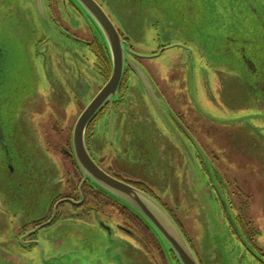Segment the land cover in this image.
Instances as JSON below:
<instances>
[{"label":"flooded vegetation","instance_id":"1","mask_svg":"<svg viewBox=\"0 0 264 264\" xmlns=\"http://www.w3.org/2000/svg\"><path fill=\"white\" fill-rule=\"evenodd\" d=\"M20 1L24 0H0V264H170L167 254L146 224L134 212L95 189L90 181H84L74 161L71 139L73 128L113 75L104 34L97 22L86 11L79 10L71 0H32L43 15L41 17L38 14L40 28L45 36L37 38L34 32L29 34L23 10L17 11ZM96 1L106 11L122 40L126 41L127 49L131 53L135 52L130 36L119 26L125 20V25L131 28L135 18H139L136 17V10L132 11L128 6L132 3L131 8L136 7V0H103L102 5ZM157 2L169 4L168 17L176 19L182 16L186 26L198 22L197 18L200 16L201 25L205 29L211 27L216 30V34L203 31L208 38L217 37L221 33L218 43L206 48L210 55H218L221 60L226 59L234 64V71L237 72L234 75L236 87L227 88L228 80L226 76H222L219 77L221 81L215 84L217 93L210 92L207 87H203V77L199 76V88L186 93L185 99L193 107L190 112L187 111L185 102L177 107L178 110L175 109L172 100L167 99L168 95L161 93L167 105L160 107L168 111L167 120L177 112L182 113L181 111L187 116L182 113L181 124L172 123L168 126L162 123L152 105H132L136 102L135 99H125L133 96L129 81L135 76L130 63L126 61L116 97L111 96V100L101 107L86 127V147L89 152L101 154V163L108 160V149L117 151L120 165L119 156L129 157L130 145L135 138L134 127L131 125L137 122L143 138L137 144L139 148L136 157L147 154L149 160L145 164L150 166L152 178H142L135 174L129 177L121 170L118 172L114 160L104 171L116 180L158 200L176 220L193 252L195 247L179 219L180 210L176 201L174 199L173 204L169 203L164 198L163 191L173 190V187L180 193L187 190L190 198L199 199L197 201L202 208L207 209L208 205L218 206L222 226L229 230L231 239L241 249L236 261L264 264V251L256 244L260 231L255 227L254 214L250 211L252 198L250 192L244 189L248 181H229L220 170L207 166L203 155L205 152L216 157V160L219 159L215 155V140L218 136L224 142L237 140L242 146L240 151L244 154L259 156L260 169L264 174V0ZM117 6L124 7L127 14L121 15L113 10ZM85 21L89 22V27L93 24L97 28L100 39L92 36V28L88 27L90 36L86 33L88 38L80 40L66 24L72 22L73 26H77V22ZM67 42L72 44L65 45ZM194 42L198 43L196 40ZM11 46L16 51L26 50L29 66H33L35 75L36 70L37 74L38 71L43 74L45 80L40 83L39 98L50 103L47 108L55 111L53 115L45 118L39 106H32L35 99L29 101L31 96L25 98L27 94L17 105H10L7 109L3 106L4 98L15 97L21 88H24L23 91L29 88L28 85L20 87L21 81H18V74L13 67L6 68L13 61L9 56ZM160 48V51H165L167 47ZM200 52V57L210 62L205 57L207 51ZM72 58L75 59V64L68 65ZM83 66L87 73L95 74L101 80L99 90L94 97L89 96L86 103L81 102V99L91 92L89 85L82 83L80 69ZM209 66L215 65L211 63ZM228 69V72L232 70L230 66ZM148 72L158 87L152 73ZM20 74L23 79L28 77L27 68ZM141 86L143 91L139 93L140 96L150 95V84L148 83L147 89L143 83ZM223 92L232 95L228 100L230 108L217 101L219 97L222 100ZM155 96L158 98L160 93ZM244 96L245 101L242 99ZM198 98L209 101V115L199 111L201 102ZM181 106L186 110L180 109ZM114 108L118 109L117 123L119 121L120 130L118 133L115 131L113 122L110 138L103 134L102 126L107 117L111 120L110 114ZM195 111L197 117H191L189 113ZM161 114L165 115L163 110ZM153 116H157L162 122L154 121ZM71 118L74 119L73 125ZM186 118L191 124L195 123L194 131H190L191 125L186 124ZM197 118L201 119L200 122ZM27 129H31L34 135L28 136ZM230 133L234 136L231 140ZM173 138L176 153L173 149L170 150L167 143ZM164 139L167 141L163 143ZM40 147L50 165L41 158ZM153 150L157 151V159L151 157ZM52 155H56L57 160L54 161ZM160 161L165 166L155 176ZM191 165L198 168L194 175L201 177V190L198 193L189 177L193 174ZM35 168L40 170L42 179H39L40 174L34 171ZM17 171L25 174L24 179L19 178ZM40 180L44 183L43 189L35 182ZM159 193L163 195L160 196ZM206 219L211 222L210 217L207 216ZM123 235L135 237L138 243L132 247L133 253L129 257L131 262H127L125 243H121L123 255L111 253L113 238ZM204 241L202 251L207 262L195 252L199 262L223 264L217 256L218 240L211 237ZM237 247L233 250L239 253ZM35 257L41 258V261L37 262ZM171 259L173 264H180L176 263L174 254Z\"/></svg>","mask_w":264,"mask_h":264},{"label":"rangeland","instance_id":"2","mask_svg":"<svg viewBox=\"0 0 264 264\" xmlns=\"http://www.w3.org/2000/svg\"><path fill=\"white\" fill-rule=\"evenodd\" d=\"M98 1L101 5L103 4V0ZM135 3L136 7L131 8L132 3H130L128 5L129 9L132 11L136 10V14L138 15L136 17H139L141 19L135 18L134 22H132L134 25H132L131 28L125 25L127 24L125 20L124 22L121 21L120 24L122 26H119L127 33L128 36H130L132 41L131 45L133 47V50L135 51L131 53L132 64L130 63L135 76L130 78L129 81V83H131V94L133 96L125 98L135 99L136 102H133L132 105H152L155 109L156 114L161 117L163 122L159 120L157 116H153V120L156 122L161 121L165 125L171 126L172 123L181 124L183 118L182 113L184 116H186V113L183 111H181L182 113L177 112V115L175 114V116H171V118L167 120L166 118L168 117V111L160 107L164 104L167 105L166 100L164 99V96H159L158 98L160 99H158L155 96L157 95L156 91L160 94H167V99L172 100V103H174L175 105V109H177L180 104H183L182 102H185L187 111L190 112L193 110V107L191 108L189 102L185 99V97L187 91L191 92L199 88V76L203 77V79H201L203 87H207L209 91L211 90L210 92L213 91L217 93V90H215L217 89L215 87V84L221 81L219 77L222 76H226L228 80L226 83L227 88L236 87V79L234 75L237 72L234 71V64L226 59L221 60L218 55H210L208 52V48H206L210 46V44L218 43V38L221 37V33L217 37L214 36L213 38H208L206 33L203 31H208L216 34V30L211 27H209V29H205L201 25L202 23L200 16H198L197 18L198 22L188 26H186L185 19L182 16H178L179 18L176 19L168 17L167 10L170 9V7L169 4H166L165 2L158 3L157 0L155 2L152 0H136ZM21 9L23 10V13H25L24 18H26L28 22L27 28H29V34L34 32L35 34H37V38H39L40 35L42 37L45 36L42 33V29L40 28L41 23L39 21V16L42 17L43 15L42 13H40L39 6H35L32 0H24L19 2V9L17 11ZM107 10L111 15H113L111 10ZM113 10H115L117 13H120L121 15H123V13L127 14L126 9H124V7L122 8L121 6L113 7ZM197 23L199 24L197 25ZM66 24L77 34L78 39L88 38L86 33H88V35L90 36L89 32L87 31L90 25L89 22H77V26H73L72 22H66ZM90 27L92 28V36L100 39L101 35L97 28L93 24ZM62 40L66 41L64 39ZM194 40H196L198 43H195ZM71 44L72 43L67 42L65 45L70 46ZM160 46H166L167 48L165 49V51L162 50L164 51L162 52L160 51ZM204 50L207 51L205 57L209 59L210 62H206L204 61V59H202V57H200V51ZM155 54L157 55L154 56ZM211 63H213L215 66H209V64ZM72 64H75L74 58L70 59V61L68 62V65ZM21 65H23V63H21L20 61L14 63V66L18 68V71H21L22 73V71H25V66ZM229 66L230 68H232L230 72L227 71L229 70ZM148 71L152 73L155 81L158 83V87ZM27 72L28 77L24 79L21 77L20 85V87L27 85L29 87L25 88L27 89V95L25 96V98L31 96V99L29 101L35 99L32 106H39L45 118L53 115L55 111L47 108V105H50V103L47 100H43V98H39V95L41 94L40 83L45 80L43 74L41 73V71H38L37 74L36 70V76L34 68L31 65L29 66V69H27ZM80 72L83 75L82 83H86L87 85H89V90L91 92L87 95L85 94L81 99V102H85L88 101L87 98L89 96L94 97L95 93L101 86V80L96 77L95 74H90V72L87 73V69L84 66L80 69ZM141 74H144L145 79L141 77ZM229 78L233 80L230 81ZM140 80L141 83H143L145 89L148 88L149 83L151 85L153 93L149 92L150 95L148 96H140L141 94L139 93L143 91L141 83H139ZM23 89L24 88H21V90ZM230 95V93L227 94L223 92L222 100H220L219 97L217 101H220V103L225 105L226 108H230V101H228L231 99L232 95ZM245 98L246 96H244V98L242 99L245 101ZM117 100L118 98L115 99V101ZM198 100L199 102H201L199 111L207 113L205 115H209V101L201 100L200 98H198ZM53 104H55L54 101ZM181 108L185 109L183 106H181L180 109ZM161 110H163L165 114L164 116L161 114ZM148 111H151L150 108L148 109ZM196 112L197 111L192 112L191 114L189 113V115L191 117H197ZM117 117L118 109L114 108L112 114H110L111 120H109V118L107 117L104 125L102 126L103 134L106 137L109 135L111 138L112 136L113 122L115 131L118 133V131L120 130L119 121L117 123ZM186 120V124L191 125L190 131L191 129L194 131V127L196 126L195 123L191 124L188 118H186ZM200 120L201 119H198V122H200ZM108 122H110L109 125ZM73 123L74 119L71 118V124L73 125ZM131 126L134 127L133 130L135 132V138L130 145L131 150L129 153V157L119 156L121 158V160L119 161L120 165H118L117 151L114 152L111 149L107 150V152L109 153V157L105 163H101L99 160V155L101 154H94L93 151L90 152V155H92L91 158L93 157V159L96 160L97 166H99L103 171H106L109 168L110 163L114 160L116 163V170L118 172L121 170L129 177L131 176V174H135L142 178H152L151 169L149 168L150 166L148 167L147 164H145L149 160L147 154L136 157L137 149L139 148L137 144L140 139L143 138L140 135V131L138 129L139 126L137 122H135V125L132 124ZM36 128H38V126H36ZM60 128H62V126ZM26 134L28 136L34 135L31 129H27ZM207 134L210 135V133ZM233 137L234 136L230 133V140ZM165 140L166 139L162 140V142L164 143ZM236 141L237 140L227 142L226 140L224 142L221 136L216 137L215 146L217 148V151L215 152V155H217L219 159L216 160V157H213L212 155L204 152V162L210 168L220 170L229 179V181H233L234 179L240 181H248L247 186L244 187V189L250 192L252 198V201L250 203V211L254 214V225L260 231V235L257 237L256 244L264 251V174L260 169L261 163L259 156L257 154H244L242 151H240V149H242V146L240 145V143H237L238 141ZM167 143L168 146H170V150L173 149L174 153H176V150L174 148V138L172 139V141H167ZM40 152L41 158L43 160L45 159V161L50 165L47 157L42 155V148L40 149ZM173 156L176 157L174 154ZM52 157L54 161L57 160L56 155H52ZM151 157H153L154 159L158 158L156 150L152 151ZM197 165L199 166V162L197 163ZM164 166L165 163L163 161H160L158 163V169L155 171V176ZM197 169V166H192L193 174H191L189 177L192 181V184L194 185L195 191L198 193L201 190V187L199 186L201 185V177L198 175H194ZM34 171L40 174V179V170H36L35 168ZM17 172L19 178L24 179L25 174L21 173L20 171ZM29 174L30 173H28V175ZM35 182L36 184H40L41 188L43 189L44 183L42 180ZM182 182L184 183L183 179ZM172 189L173 190L170 191H163L164 198L167 199V201L171 204L174 203L175 199L176 204L180 210L179 219L182 221L185 231H187L188 233V237L191 239V241H193L195 252L200 254L204 262H207V258L204 257L205 253L204 251H202L205 246L204 240L208 241L212 237L218 240L217 256L219 261L220 259L221 262L223 261V264H250L249 261L241 263H238V261H236L237 258H239L241 249L237 247L236 241L234 239H231L229 230L222 226L221 218L219 217L218 206L215 205L214 207H211L210 205H208L207 209L202 208L201 203L197 201L199 199L190 198V192H188L187 190L185 193H180L177 188L173 187ZM163 193H159V195L161 196L163 195ZM207 216L211 218V222L206 219ZM121 243L126 244L127 262H131L132 259L129 257H131L133 253L132 247L137 246L138 244L136 238H132L126 235H123V237L115 236L113 238L114 246L111 250L112 254L120 253L121 255H123L124 251L122 250ZM234 247L238 248L239 253L236 250H233ZM35 259H37V262L41 261V258L39 257H35ZM31 260L35 262L33 259ZM169 261L170 264H173L171 260Z\"/></svg>","mask_w":264,"mask_h":264},{"label":"water","instance_id":"3","mask_svg":"<svg viewBox=\"0 0 264 264\" xmlns=\"http://www.w3.org/2000/svg\"><path fill=\"white\" fill-rule=\"evenodd\" d=\"M75 6L86 13L97 22L100 30L104 34L107 42L108 52L113 65L112 77L106 84L105 88L97 95L85 111L79 117L73 128L72 133V150L74 161L81 171L84 181H90V184L98 191L103 192L107 197L112 198L125 206L130 212H134L137 217L146 224L150 232L157 238L158 243L169 260L174 254L176 263L180 264H201L193 249L186 239L184 232L181 231L176 220L170 213L159 203L144 191H140L121 180H116L110 174L101 170L96 162L91 158L90 152L86 147V130L88 123L93 116L103 107L111 96L116 97L120 83L123 78V71L126 61L132 64L131 51L126 47V41H123L119 31L114 23L109 19L107 13L96 0H71ZM12 62L8 63L6 68H11L18 74V81H21V71L14 66L15 62H21L29 69V56L26 50L16 51L14 47L9 48ZM21 65V66H23ZM144 77V74H141ZM151 92L152 88L150 85ZM157 92V91H156ZM158 93V92H157ZM27 91L20 90L15 97L4 98V107L7 109L10 105H17L22 101ZM159 95V93H158ZM161 96V94H160ZM8 132V130H6ZM175 264V263H174Z\"/></svg>","mask_w":264,"mask_h":264},{"label":"trees","instance_id":"4","mask_svg":"<svg viewBox=\"0 0 264 264\" xmlns=\"http://www.w3.org/2000/svg\"><path fill=\"white\" fill-rule=\"evenodd\" d=\"M79 170V169H78ZM149 195V194H148ZM153 198V197H152ZM155 199V198H154ZM115 201V200H114Z\"/></svg>","mask_w":264,"mask_h":264}]
</instances>
